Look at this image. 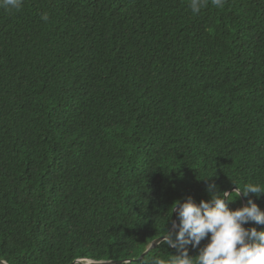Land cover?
I'll return each mask as SVG.
<instances>
[{"label":"trees","instance_id":"16d2710c","mask_svg":"<svg viewBox=\"0 0 264 264\" xmlns=\"http://www.w3.org/2000/svg\"><path fill=\"white\" fill-rule=\"evenodd\" d=\"M190 3L0 7L1 261L168 259L175 201L264 185V0Z\"/></svg>","mask_w":264,"mask_h":264},{"label":"clouds","instance_id":"9594fccd","mask_svg":"<svg viewBox=\"0 0 264 264\" xmlns=\"http://www.w3.org/2000/svg\"><path fill=\"white\" fill-rule=\"evenodd\" d=\"M211 3L222 9L226 0H211ZM22 5L23 0H0V7L8 10L19 11ZM206 5L207 0H191L189 6L193 13L198 14ZM41 18L47 21L49 16L43 13ZM206 190L211 195L209 200L197 203L189 196L183 202L177 200L173 203L171 215L176 213L179 224L172 221L170 228L165 227L158 243L175 248L178 254L168 259L152 256L149 264H264V230L244 226L249 223L264 225V211L251 198L241 208H229V203L241 196L253 194L259 198L264 194V185L246 183L232 191L220 192L215 183H208ZM209 234V242L199 247ZM188 245L199 247L198 255L190 256ZM150 250L149 246L145 253Z\"/></svg>","mask_w":264,"mask_h":264},{"label":"water","instance_id":"95a60500","mask_svg":"<svg viewBox=\"0 0 264 264\" xmlns=\"http://www.w3.org/2000/svg\"><path fill=\"white\" fill-rule=\"evenodd\" d=\"M236 188V187H235ZM234 188V189H235ZM234 189H232V190H234ZM231 190V191H232ZM244 199H245V205L247 204V199H246V197H244ZM200 202V201H199ZM199 202H197V203H199ZM176 217H177V215H176ZM177 224H179V221H178V217H177ZM160 240V237L159 238H157V239H155L152 243H151V245H150V248H151V250L152 249H154V248H156L158 245H159V243H158V241ZM150 250V251H151ZM149 251V252H150ZM148 253V252H147ZM147 253H144L143 255H142V257L141 258H143ZM132 259H125V260H93V259H90V263H93V264H95V263H99V264H117V263H121V262H124V261H131ZM79 261H83V259H78V260H76L75 262H79ZM74 262V263H75ZM0 263H3V264H8L7 262H5V261H1L0 260Z\"/></svg>","mask_w":264,"mask_h":264}]
</instances>
